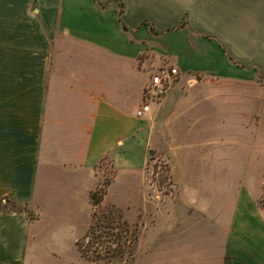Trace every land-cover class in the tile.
Instances as JSON below:
<instances>
[{"label": "crops", "instance_id": "obj_1", "mask_svg": "<svg viewBox=\"0 0 264 264\" xmlns=\"http://www.w3.org/2000/svg\"><path fill=\"white\" fill-rule=\"evenodd\" d=\"M250 55L261 59L248 65ZM262 57L264 0H0V201L33 213L0 209V264H40L31 243L44 221L55 242L76 245L90 224L104 155L116 169L107 195L138 197L137 151L149 129L136 117L141 103H131L142 101L144 67L172 66L179 85L190 73L245 80L249 69L264 71ZM176 97L151 104L146 117L173 120L165 115ZM187 167L181 160L189 222L161 243L172 249L161 258L264 264L259 193L240 191L225 212L222 203L200 199Z\"/></svg>", "mask_w": 264, "mask_h": 264}, {"label": "rangeland", "instance_id": "obj_2", "mask_svg": "<svg viewBox=\"0 0 264 264\" xmlns=\"http://www.w3.org/2000/svg\"><path fill=\"white\" fill-rule=\"evenodd\" d=\"M243 59L253 66L261 57L250 55ZM156 65L143 68L146 76L138 75L143 81L142 88L150 74L157 70ZM249 71L250 77L245 80L190 73L179 85L177 77L165 94L168 98L177 95L165 115L174 114L175 118L163 120L158 113L154 119H139L141 125L149 129V135L137 151L143 160V168L137 175L139 189L135 200L125 199L115 189L107 195L116 169L111 155L100 159L97 167L99 183L93 191L102 190L104 196L97 208L92 205L91 215L96 209L94 225H101L102 231H110L105 226L113 220L109 212L113 205L134 230L126 234V240L112 237L106 241L103 239H109L110 235L105 234L102 242L92 244L102 259H120L113 252L119 240L126 241L131 248L128 250L133 256L125 254L122 257L127 259L126 262L114 260L105 264H193L181 263V259L161 258L172 251L163 248L161 243L173 235L181 236V224L189 222L186 217L189 210L181 208V160L188 164L187 168L197 180L195 186L201 193L200 199H210L215 205L222 203L226 212L236 202L240 191L248 190L259 193L255 204L264 214V71ZM141 102L138 96L131 106ZM181 124L186 126L182 136ZM56 199L62 203V210L70 211L63 199ZM6 206L19 207L13 200ZM27 209L31 214L32 211ZM53 228L44 221L39 238L31 243H36V254H39L36 259L40 264H56V259H68L69 262L72 259L73 264H96L83 260L85 258L75 243L55 242ZM88 229L89 226L79 238ZM63 235H66L65 231ZM152 239L155 241L151 242ZM91 240L97 241L92 237L84 244ZM235 260L226 259V263L236 264Z\"/></svg>", "mask_w": 264, "mask_h": 264}, {"label": "trees", "instance_id": "obj_3", "mask_svg": "<svg viewBox=\"0 0 264 264\" xmlns=\"http://www.w3.org/2000/svg\"><path fill=\"white\" fill-rule=\"evenodd\" d=\"M104 196V191H100V190H95L91 193V203L94 206V208L100 204V202L102 201V198ZM12 199H7V203L9 201H11ZM15 203L18 204L19 207H8L6 206L7 203H2L0 201V209H19V210H26L27 212L30 211L27 209V206L24 204H21L15 200H13ZM109 212L113 217V220L109 222V225L106 224L105 227H108L110 231H102L101 225H94V216L96 215V209L93 211L92 215H91V223L89 225V229L88 231L76 241V245L78 250L81 252V256L87 260L96 262L98 264H105L106 262H116L118 261L119 263H123L126 262L127 259H122V257L125 254H129L131 257L133 256V253L128 249H131L128 245L126 241H118L117 245V249L114 250V254H116V256H119L120 259H102L100 256V253L97 250V247L94 246L92 244H98V242H102L101 238L102 236H104L105 234L108 236L110 235L109 239H103V240H111L112 237L114 238H123L124 240H126V234L129 232H133L134 230H131L128 226L127 221L123 218V215L121 213V211L114 207L113 205L110 206L109 208ZM115 229H117V231H114ZM94 237L95 239H97V241H87V245L84 244V241L86 239L89 240V238ZM110 248V247H109ZM111 264V263H110Z\"/></svg>", "mask_w": 264, "mask_h": 264}, {"label": "built area", "instance_id": "obj_4", "mask_svg": "<svg viewBox=\"0 0 264 264\" xmlns=\"http://www.w3.org/2000/svg\"><path fill=\"white\" fill-rule=\"evenodd\" d=\"M176 75L177 69L166 64L150 74L142 90V102L136 110V117L145 118L151 112V104L158 103L165 96Z\"/></svg>", "mask_w": 264, "mask_h": 264}, {"label": "water", "instance_id": "obj_5", "mask_svg": "<svg viewBox=\"0 0 264 264\" xmlns=\"http://www.w3.org/2000/svg\"><path fill=\"white\" fill-rule=\"evenodd\" d=\"M153 153V151H150V154H152Z\"/></svg>", "mask_w": 264, "mask_h": 264}]
</instances>
